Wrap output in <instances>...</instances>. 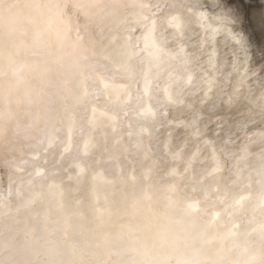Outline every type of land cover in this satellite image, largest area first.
<instances>
[{"label":"rangeland","instance_id":"rangeland-1","mask_svg":"<svg viewBox=\"0 0 264 264\" xmlns=\"http://www.w3.org/2000/svg\"><path fill=\"white\" fill-rule=\"evenodd\" d=\"M35 1L18 0L0 16V69L5 71L0 76L1 110L7 121V144H0H4L0 147V172L9 174L0 190V196L7 197L0 203V238L10 225L20 239L17 245L10 239V248L0 252V262L11 264L14 251L21 250L23 242L28 240L25 225L36 229L33 235L38 244L32 249L34 252L29 253L31 257L49 247V242L37 239L46 229L50 228L51 237L61 235V241L75 234V229L61 234L58 228L51 226L54 210L46 204L23 206L17 209L16 216L3 214V206L13 203L9 186L20 179L10 173L15 158L2 159L9 147H18V143L11 141L31 127L50 137V145L55 147L59 142L69 141V130L84 122L95 123L96 129L100 130L108 119L130 118L143 123L146 135L158 134L162 128L168 131L170 138L167 137L166 144L157 149L152 181L157 184L158 191L139 214L127 220L121 232H115L107 240L101 236L93 239L85 259L73 264H157L160 260H164L161 264H182L184 259L187 262L183 264H264V216L260 218L264 209V196L260 192L261 173H264V0H170L174 6L202 7L199 16H185L180 21L171 19L170 8L162 12L156 8L153 26L158 29L168 25L166 32L170 42L175 43L171 49H158L161 58L170 55V62L151 76L153 97L149 103H164L160 95L166 90L168 102L183 93L190 107L182 110L178 105L173 106L170 113H164L165 116L162 113L154 120L107 100L114 92L129 95L132 80L128 76L133 69H140L133 55L119 54L120 36L117 35L104 46L97 40L93 50L105 55L101 62L105 70L101 74L96 67L98 62L89 60L95 65L92 80L81 89L80 95L77 93L78 99L71 98L66 82L82 79L78 67L66 74L59 72L56 66L49 67L48 56L55 44L34 45L32 25L38 20L24 12L15 17L17 10ZM45 1L54 5L56 12L69 5L63 1L60 4ZM123 1L97 0L96 9L106 8L112 20H117L120 13L128 11ZM126 1L139 6L150 0ZM209 8H216L219 17L214 25H205V28L202 24L206 23ZM116 11L119 14L114 13ZM80 18V26L97 24L92 12L88 16L79 14ZM183 23H187L186 27L179 31L178 26ZM30 46L32 51L27 53ZM113 64L122 66L113 70ZM166 73L168 77L163 82L161 77ZM120 76L129 82L124 83ZM10 92L13 96L8 99ZM169 114L186 116L189 122L167 126ZM26 118L33 121L21 129ZM94 141L90 137L86 145L93 146ZM177 144L176 154L172 159L168 158L165 146ZM65 155L49 152L43 160L44 173L48 174L50 165L61 162ZM26 172H32V168L27 167ZM71 199L74 201L75 197ZM249 204L253 205L245 212L243 209ZM177 207H191L193 211L204 207L214 220L223 218L227 226L205 228L195 222L180 227L178 223L188 218V214H177ZM143 210H149L150 216L141 219ZM163 221L167 224L165 228ZM244 227L249 228L244 235L238 238L229 235L244 230ZM148 240L149 246L143 252L138 251V246ZM115 242L118 245L113 244ZM112 246L120 248L116 251ZM30 255L28 259H31Z\"/></svg>","mask_w":264,"mask_h":264},{"label":"bare ground","instance_id":"bare-ground-1","mask_svg":"<svg viewBox=\"0 0 264 264\" xmlns=\"http://www.w3.org/2000/svg\"><path fill=\"white\" fill-rule=\"evenodd\" d=\"M61 1L69 5L57 12V9L53 8L54 5H49L51 3L48 1L36 0L30 6H23L15 14V17L18 18L23 12L30 13L32 19L38 20L32 25L34 45H39L43 42L55 44L53 52L48 56L49 62L47 65L49 67L56 66L61 73H72L73 69L77 68L74 64L75 58L81 51H84L89 60L98 62L96 67L101 73L102 70H105L102 69L103 66L101 65L105 55H100L97 51H94L96 42L99 40L104 46L106 41H110L117 35L120 36L119 54L133 55L140 69H133V73L128 76L132 80V85L129 86L130 94L121 95V91L119 93H111L107 98L109 102L119 103L121 107L133 110L139 115L150 117L153 120L154 118L158 119L162 113V116H165L164 113H170L173 106L178 105L182 110L190 107L189 101H186L187 97L183 93L177 94L173 101L168 102L166 100L168 99L166 90H162L160 95V99L164 103L161 105L157 104V102L155 104L154 101L151 104L149 103L153 97L151 76L154 71L160 69L161 66H168L170 62V55L161 58L158 49H165V47L171 49L175 43L174 41L170 42V36L166 32L168 25H163L158 29L153 26L155 23L154 15L157 13H155L156 8L160 12L170 8L171 19L180 21L185 16H199L198 14L202 13V7L174 6L171 4L173 0H150L149 3L142 2L138 6V4H131L124 0L123 4H125L128 11L120 13L117 20H112V16L107 13L106 8H103V10L96 9L98 7L97 0H81L83 12L74 9L71 0H53L55 4H60ZM85 12L87 16L89 12H92L97 24L91 25L88 23V25L84 23L87 25L90 35H85L83 44L78 47L75 43V33L68 31L65 22L70 21L73 27L77 24L80 25L81 18L79 19V14L83 16ZM117 12L119 11L114 13L119 14ZM207 12L206 23L202 24V27L205 28V25L207 27L214 25L219 17L216 8H209ZM186 24L179 25V31L184 30ZM98 26L103 28V33L99 31ZM131 29L135 30L132 31ZM82 35L84 34L82 33ZM137 44L138 48L131 46ZM146 44L149 45L148 48H145ZM261 45L263 44L261 43ZM30 51H32L31 46L27 49V53H30ZM149 51L153 53L147 54ZM121 66L122 64H113L112 68L113 70L115 68L119 69ZM4 73L5 71L0 69V76H3ZM187 74L188 71L185 72V77ZM120 77L124 83L129 82L122 76ZM167 77L168 74L166 73V75L161 77V80L164 82ZM101 81H103L102 77H100ZM12 96L13 93L10 92L7 97L10 99ZM1 102L0 92V144L6 142L5 137L7 135V121L5 122L4 120L5 113H2ZM166 119L167 126L182 125L185 122H189V118L182 115L173 117L172 114H169ZM31 121L33 120L26 118L20 128L23 129ZM89 123L84 122L70 129L68 133L70 135L69 141L66 143L59 142L55 147H51L52 139L50 137L45 136L42 132H36L30 127L21 137L14 138L11 141L14 144L18 143V147L10 145L11 147L3 154L2 159L10 156L15 158L14 164L10 168V173L20 177L11 187L13 203L8 207L3 206V214L16 216V213H18L17 209L42 203L46 204L49 209L54 210L51 216L52 227L58 228L61 234L75 229V234L65 241L60 240L61 235L59 237H51L49 235L50 228L46 229L41 235L38 234L39 238L35 236L37 239L50 244L46 251L44 249V252L31 257L32 254L30 255L29 253L38 244L34 242L33 235L36 233V229L34 230L31 228L32 226L28 227L25 225L28 240L23 242L21 250L17 252L13 250L14 259L11 264H73L79 260H84L87 256L89 244H91L93 239L101 236L103 237L102 239L107 240L115 232H121L127 220L143 209L146 205L145 203L149 201L157 190V184L152 179L156 167L157 149L164 146L167 137H169L166 128L158 130L160 131L158 134L146 135L143 123L133 121L130 118L118 119L117 121L108 119L100 130L96 129L95 123L90 125ZM90 137L95 140L93 146L86 145V141ZM165 148L167 151L166 155L172 159L174 154H176L178 144L165 146ZM49 152L56 154L65 153L67 155L61 162L51 164L49 167L50 172L46 174L44 173L43 160L49 155ZM27 167H31L32 172L27 173ZM8 176L7 172H0V190ZM73 196L75 197L74 201L71 199ZM250 205L253 204L247 205L243 210L247 212ZM195 211L197 210L195 209ZM142 213L141 219L150 216L149 210H143ZM80 217H82L81 221L77 222ZM225 217L227 219L230 218L228 216ZM261 217L263 216L261 215ZM164 223L163 221V228L167 227V224ZM192 223L194 224L195 221L185 218L181 219L178 224L181 227ZM11 228L10 225L7 226L4 229V234L2 233L3 235H1L0 252L9 246L10 239H12L11 242L15 240L14 243L16 245L20 240L17 234L12 232ZM247 229L249 228L244 227V230L240 229L236 233H229V235L233 238H238L244 235ZM85 236L88 237L87 241L84 240ZM147 246H149V240L145 243L142 242L138 246L139 248L137 247L138 251L143 252V249ZM118 247L120 248V246ZM118 247L112 246L113 249L116 248V251L119 250ZM32 252L34 251L32 250ZM6 253L8 252L6 251ZM29 255L31 257V259L29 258L30 260L28 259ZM181 262L186 263L187 260L184 259ZM161 263H164V260H160V263L157 264Z\"/></svg>","mask_w":264,"mask_h":264},{"label":"snow or ice","instance_id":"snow-or-ice-1","mask_svg":"<svg viewBox=\"0 0 264 264\" xmlns=\"http://www.w3.org/2000/svg\"><path fill=\"white\" fill-rule=\"evenodd\" d=\"M18 2V0H0V16L3 15L4 11L7 9L10 10L14 4ZM73 8L76 9L77 11L83 12V9L81 7V0H71ZM85 16H87V13H84ZM66 28L70 32L75 33V43L76 46H81L83 44L85 35H90L89 29L87 28V25L85 24L84 26H80L77 24L75 27L71 25L70 21H66ZM99 31L103 33V28L99 27ZM134 31L135 29H131ZM82 33L84 35H82ZM132 47L138 48L137 45H131ZM149 45L146 44L145 48H148ZM74 64L78 67L79 69V75L82 76V79H79L76 82L68 81L66 82L68 87L67 91L69 93V96L71 98H79L80 91L82 88L86 86V84L92 80V73L95 71V65L94 63L89 62L88 56L84 53V51H81V53L75 58ZM79 93V95H77ZM86 94V93H85ZM264 114V113H262ZM243 181L241 180V183ZM260 192L261 195L264 196V173H261V180H260ZM9 195H11V186H9ZM227 195V194H226ZM233 199H235V195L232 196ZM7 197L0 196V203H2ZM207 199V197H206ZM222 202L226 203V200L224 197L220 198ZM231 207V205H229ZM191 208V207H190ZM190 208H183V207H177L175 212L181 213V212H186L188 214V218L190 220H194L196 224L202 225L205 228L207 227H217L220 225H224L225 227L227 225L224 224V219L221 218L220 220H214V218L211 216V213L208 211V209L201 207L199 211H192ZM261 215L264 216V209L261 211ZM2 264V262H0Z\"/></svg>","mask_w":264,"mask_h":264}]
</instances>
